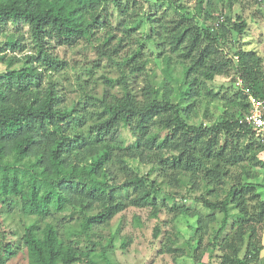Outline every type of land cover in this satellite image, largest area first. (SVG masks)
<instances>
[{
  "label": "trees",
  "instance_id": "trees-1",
  "mask_svg": "<svg viewBox=\"0 0 264 264\" xmlns=\"http://www.w3.org/2000/svg\"><path fill=\"white\" fill-rule=\"evenodd\" d=\"M157 2L175 14H159L153 0H0V202H18L28 219V264H122L114 235L104 239L99 230L129 207L159 218L162 193L174 201L172 221L195 219L197 248L218 222L209 258L262 264L264 182L254 179L264 180V146L241 122L247 98L237 88L233 110L223 106L217 119L209 114L210 104L228 102L216 78L231 76L235 57L246 55L226 52L229 38L248 27L241 15L227 14L244 0H196L192 16L179 0ZM141 26L144 33L134 35ZM81 44L94 49L98 64L107 60L120 72L105 76L100 94L77 72L82 66L90 75L93 64L61 56V48ZM149 48L161 75L145 55ZM70 68L81 88L72 101L60 78ZM241 71L264 97L251 67ZM202 108L210 119L198 122ZM135 163L151 168L141 173ZM184 189L199 191L195 200L210 213L177 206L179 197L189 198ZM16 254L6 243L0 264Z\"/></svg>",
  "mask_w": 264,
  "mask_h": 264
},
{
  "label": "rangeland",
  "instance_id": "rangeland-1",
  "mask_svg": "<svg viewBox=\"0 0 264 264\" xmlns=\"http://www.w3.org/2000/svg\"><path fill=\"white\" fill-rule=\"evenodd\" d=\"M156 2L157 0H153L152 5L155 6L159 14H162L165 10L168 15L175 14L174 9L169 8L167 4ZM179 2L184 6L182 11L187 12L188 15L192 16L198 12L196 0H179ZM135 9L137 12H143L140 7H136ZM227 14L233 17L241 15L248 22V27L242 34L234 33L229 38L226 52L229 56H233V53L236 51L244 52L246 55H243V57H235V67L231 71V76H218L216 78L214 86L220 92V95L227 98L228 102L224 105V101L218 100L216 103L209 105V114L213 119H217L223 112V106L231 110L235 108L234 96L237 88L234 82L235 77L242 72V64L251 67L256 80V88L264 91V0H258L255 3L244 0L242 4H236L233 9L228 10ZM115 24L116 22H113L114 26ZM144 30L145 27L141 26L134 35L139 36L144 33ZM60 53L61 56L70 59L72 62H77L80 65H94V69L90 75L87 74L86 68L82 66L79 67V71L77 72H81L82 77L87 79L85 83L89 87L94 88L92 91H97L99 94L105 88V76L115 79L120 76L118 67L115 64L107 60L102 61L101 64L97 63V54L92 47L81 44L74 49L67 50L61 48ZM145 55L150 57V64L161 75L162 65H159L160 63L155 64V52H152V49L149 48L145 52ZM95 59L96 61L94 62ZM4 67L5 64L0 63V68ZM60 78L68 101L76 100L81 94V88L76 81V71L70 68ZM140 82L142 85L143 82L141 80ZM119 90V85L112 89L113 92ZM204 110V108L199 110L198 122L200 120L208 121L210 119L204 115ZM134 165L139 166V168L135 167L141 173L145 174L151 168L150 165H138V163ZM152 178H156V172L153 173ZM254 181L264 182L261 177L254 179ZM259 190L263 193L264 197V188L259 187ZM181 191L182 194L189 196V198L183 201L179 197L175 201L177 206L185 205L190 208L199 209L206 214L210 213L203 207L202 203L195 200V197L200 195L199 191L192 192L188 189ZM159 203L163 208L159 218L152 217L149 208L129 207L116 215L109 226L99 230L104 236V239L108 238L110 234L114 235L115 258L122 264H218L217 257L209 258L210 249L206 248L208 243L213 240L214 233L219 228L218 222L212 224L210 234L197 248V241L194 237L195 228L191 227V225L195 224V219L180 216L178 220L173 219L172 221L173 211H170V207L174 201L162 193L159 197ZM19 207L20 204L18 202L11 200L0 202V250L6 243L11 244L17 250V254L9 259L7 264H28L27 250L22 241L25 224L28 222V219L23 215ZM217 215L219 220L223 216L222 213H217ZM160 222L162 224V234L156 238L154 236V228ZM169 237L172 240H176V242H170ZM123 239L129 240L126 249L120 247ZM167 244L175 247L177 251L167 250ZM262 264H264V256L262 258Z\"/></svg>",
  "mask_w": 264,
  "mask_h": 264
},
{
  "label": "built area",
  "instance_id": "built-area-1",
  "mask_svg": "<svg viewBox=\"0 0 264 264\" xmlns=\"http://www.w3.org/2000/svg\"><path fill=\"white\" fill-rule=\"evenodd\" d=\"M224 20V16H221L217 25ZM235 87L242 90L248 101V111L241 119L242 123L249 125L257 140L264 146V97L256 95L253 89L245 82L242 74L235 77Z\"/></svg>",
  "mask_w": 264,
  "mask_h": 264
}]
</instances>
